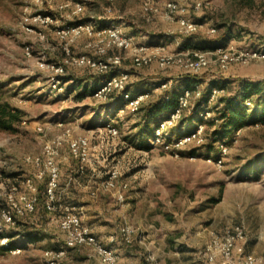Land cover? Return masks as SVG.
<instances>
[{"label":"rangeland","instance_id":"374dc122","mask_svg":"<svg viewBox=\"0 0 264 264\" xmlns=\"http://www.w3.org/2000/svg\"><path fill=\"white\" fill-rule=\"evenodd\" d=\"M145 1L0 0V93L13 107L24 111L21 123L16 126L17 132L0 131V239L9 237L10 242L22 248V252L16 255L1 251L0 264H48L43 256L45 251L64 247V233L56 221L50 222L52 217H62V211L51 213L47 221L39 214L17 216V223L11 226L6 225L1 215V209L8 207V195L14 186L24 187L27 179L37 183L34 178L36 167L26 162V158L41 156L44 143L63 134V130L56 126L57 121H64L74 129L75 135L88 136L91 140L93 162L82 174L75 173L78 163L66 143L62 145L57 160L70 161L69 166L62 164L63 179L73 180L69 188L64 181L61 191L76 192V196L65 201L79 205L77 211L83 224L90 227L104 244L112 236L115 242L124 244L119 232L127 224L135 229L129 246L136 248L144 258L148 254L154 255L142 248L140 241L146 245L151 243L150 233L156 224L178 240L180 258L194 252V257L202 260L200 253L205 251L212 235H223L225 229L243 225L247 235L246 250L260 253L264 249V124L258 123L237 132L227 144L228 152L218 167L207 161L212 156L206 149H199L196 155L190 154L196 145L180 149L179 157L153 148L151 144L149 150L133 146L132 141H138L140 129L138 115L120 114L119 109L125 107V102L116 95L107 102L95 99L93 80L87 83L83 80L94 74L88 68L68 67L62 79L63 91L50 90L52 72L43 65L62 61L66 55L64 46L67 40L58 32L72 17L69 8H61L67 3H83L85 9L81 19L97 20V26L117 24L134 38L137 45L165 46L169 52L178 51L180 44L172 37L181 33L174 29V24L160 18L148 20L143 12ZM164 1L153 0L161 8ZM184 1L190 5L189 16L194 21L216 28L215 34L199 35H220L217 24L226 23L235 35L229 43L238 48L264 46V0H203L200 10L192 8L194 0ZM108 8L111 10L107 11ZM40 13L50 14L55 23L46 26L32 20L25 21V17L32 18ZM101 17L105 19L100 20ZM30 27L34 32L28 31ZM90 40L82 36L70 43L71 54H92L87 46ZM27 47H30V54ZM123 55V69L131 75L130 88L152 86L175 80L180 75L177 69L164 70L155 62L133 69L132 57L126 52ZM71 76L76 80L68 81ZM199 78L200 89L212 81L221 80L226 84L225 94L235 95L246 81H264V64L232 67L225 72L212 67ZM161 93L157 92L151 101ZM253 103L248 107L250 111L256 109ZM183 118L206 121L202 110L194 106L185 111ZM106 123L113 124L120 131L117 138L106 136L103 130ZM39 125L44 129L43 134L37 131ZM189 125L188 131L196 129L188 122L182 132L187 131ZM213 129L204 125V142L208 141ZM175 131L179 132L178 124ZM113 169L120 172L117 189L100 191L92 197L90 193L96 184L105 180ZM75 179L86 184V188L77 190ZM124 182L128 184L126 189L122 187ZM212 199L221 200L212 203ZM99 227H105V231H100ZM29 230L39 231L41 236L29 239L26 234ZM67 258L64 264L68 263ZM93 264H96L94 259Z\"/></svg>","mask_w":264,"mask_h":264},{"label":"built area","instance_id":"2783aa9c","mask_svg":"<svg viewBox=\"0 0 264 264\" xmlns=\"http://www.w3.org/2000/svg\"><path fill=\"white\" fill-rule=\"evenodd\" d=\"M40 2V0H37ZM203 0H194L192 8L200 10L203 7ZM61 8H69L70 16H80L84 12L83 3H67ZM111 9L108 8L107 11ZM143 12L147 19L160 18L170 24H174L181 35H192L198 33L215 34L216 28L204 22H196L190 16V5L184 0H165L163 7L157 6L153 0H146L143 4ZM32 20L36 23L54 24L55 21L50 14H37L34 17H25V21ZM95 21H87L78 25H67L59 30V34L66 41L64 51L66 53L62 61L47 62L43 66L52 72L50 79L51 91H63L62 79L70 66L88 68L96 74L114 73L108 80L102 81L94 90L93 96L101 102H107L112 96L118 95L125 102V107L119 109V113L128 112L136 115L140 108L150 102L157 92L169 89L174 80L162 81L153 84L149 89L131 93L129 84L131 80L130 72L123 69L124 55L129 54L133 69H140L152 65L155 62L159 68L164 70L177 69L180 74L198 75L214 67L225 72L232 67H248L251 65L264 64V46L258 48L244 47L238 48L233 43H228L224 47H219L214 51H174L169 52L165 46L137 45L134 38L124 33L117 24L97 26ZM28 31L34 32V28ZM173 32V31H172ZM41 39L44 36L39 33ZM86 36L91 39L88 47L92 54L72 55L70 43L76 39ZM30 54V47L26 48ZM226 93V89L214 88L210 94L208 106L203 112L205 119L212 118L215 114L211 110V104ZM200 87L195 90H186L178 98L177 105L169 114L168 118L160 120L154 130L150 144L164 152H169L179 157V150L190 145L200 146L204 143V125H199L191 131H183L181 134L175 131V126L182 119L185 111L191 109L198 98L201 97ZM247 107L252 103L247 100ZM56 126L63 130V134L56 139L46 141L42 148L41 156H28L26 162L36 167L34 178L37 181L47 176L45 189V207L55 213L57 192L60 181V165L58 157L63 144H67L70 154L75 161L79 162V173H83L86 166L91 164V140L88 136H77L64 121H57ZM39 133H44L42 126H37ZM106 136L115 139L119 136V130L111 123H106L103 127ZM239 129L237 132H240ZM220 156L215 159L208 158V162L215 163L221 167L225 154L228 152L227 144L220 143ZM120 172L113 169L108 177L99 182L97 187L91 191V196L95 197L100 191L112 192L117 189ZM14 186L8 195V207L1 209V215L6 225H15V217L33 213L37 204V186L32 179H27L24 187ZM125 189L128 184L124 182ZM24 189V190H23ZM63 216L52 217L50 222H57L64 233V247L46 250L44 259L48 264H64L68 251L78 248H88L92 257L96 258L99 264H121L120 255L112 247L105 245L92 232L90 227L83 224L78 214L77 207L72 204L63 207ZM120 237L124 244L129 246L135 234V229L125 224L120 229ZM246 234L243 225H235L225 229L223 235H212L205 251L200 255L207 264H264V249L260 253H252L246 250ZM115 237H111V242H115ZM0 246L9 247L10 238L2 237ZM10 252L13 255L20 254L22 248L18 245ZM146 261L149 264H166L158 260L154 255L148 254Z\"/></svg>","mask_w":264,"mask_h":264},{"label":"trees","instance_id":"16d2710c","mask_svg":"<svg viewBox=\"0 0 264 264\" xmlns=\"http://www.w3.org/2000/svg\"><path fill=\"white\" fill-rule=\"evenodd\" d=\"M92 21L90 18L81 19L80 16H72L71 20L68 21V25H78L83 22ZM217 27L221 33L215 37H205L199 34L192 35H179L172 37L174 40L179 42V51H214L219 47L226 46L234 37L233 30L226 23H218ZM65 54V51H64ZM114 73H112L113 75ZM110 74H96L94 73L91 77L84 78L89 82L92 81L94 89L105 80L112 77ZM199 75L191 74H180L175 78L173 85L162 91L159 97L151 102L144 104L138 113L139 122L138 127H140L138 132V141H132L133 146L140 148L142 150L150 149V139L157 123L160 120L169 117V114L174 110L177 105L178 98L186 90H195L200 86ZM65 77V76H64ZM76 80L73 76L68 77V81ZM80 80V79H79ZM82 80V79H81ZM97 86V87H96ZM84 88L87 85H83ZM214 88L226 89V84L221 82V80L212 81L207 87L202 90L201 97L194 102V108L202 110V114L205 111V107L208 106V101L210 94ZM129 90V88L127 89ZM130 91V90H129ZM131 92V91H130ZM132 93V92H131ZM264 81H259L257 83L244 82V86L240 87V90L235 94H225L219 97L215 102L211 104V110L214 112V116L210 119H191L183 118L179 121V133L182 132L186 124H193L196 127L198 124H202L208 127H213V131L209 133L208 141L204 142L200 146H193V150L190 154L196 155L199 149H206L207 153L213 158L217 159L220 156L219 144L225 143L229 144L235 137L239 129H244L246 127L254 126L258 123L264 124ZM118 96V95H116ZM79 98L82 95H78ZM113 97V96H112ZM111 97V98H112ZM120 97V96H118ZM121 98V97H120ZM122 99V98H121ZM110 100V99H109ZM108 100V101H109ZM249 100L251 103L256 105V109L250 111L245 105V102ZM24 111L19 108L13 107L4 94L0 93V131L15 133L17 132L16 126L21 123L24 117ZM140 115V116H139ZM190 125L187 126L186 132L190 129ZM182 153V152H181ZM184 155V153H182ZM47 185V176L42 180L37 181V204L35 211L31 214H39L44 221H47L51 216L45 207V189ZM221 199H212V203H218ZM18 217H15L17 223ZM40 231V229H39ZM37 231H26L27 237L29 239L37 238L41 236V233ZM18 245L13 241L10 242L9 247L0 246V252L10 251Z\"/></svg>","mask_w":264,"mask_h":264},{"label":"crops","instance_id":"0c3cea01","mask_svg":"<svg viewBox=\"0 0 264 264\" xmlns=\"http://www.w3.org/2000/svg\"><path fill=\"white\" fill-rule=\"evenodd\" d=\"M105 17H101L100 20H104ZM95 24L97 25V20H94ZM102 26V25H101ZM97 87V86H96ZM151 86H145L141 88H130L129 90L133 93L136 94L138 92L145 91L149 89ZM90 89H88L89 91ZM95 90V89H94ZM151 102V101H150ZM73 159V158H72ZM77 161V160H76ZM75 161V162H76ZM59 165H60V181H59V189L57 192V201L55 203L56 208L60 211H63V207L65 205H68L70 203H67L65 200L66 198L75 197L76 192L73 194L72 192H63L61 191V186H63V182L66 181V187L69 188L70 186V181L73 180H65L64 174H63V166H69L70 161H66L65 163L62 160H59ZM93 162V160L90 161V163ZM78 165L75 169V173L79 174V162L77 161ZM64 164V165H62ZM62 165V166H61ZM68 172V169H66ZM72 172V170H71ZM69 176V175H68ZM67 176V177H68ZM70 177V176H69ZM69 179V178H67ZM69 181V182H68ZM77 180L75 179L73 182L77 183V190H84L83 187L86 188V184H81L80 182H76ZM90 186V185H89ZM97 187V184H96ZM95 187V188H96ZM94 188V189H95ZM73 206H76L73 205ZM77 207V206H76ZM79 208V205L77 209ZM80 208H83L80 206ZM153 230L150 233L151 237V243L150 244H145L142 241H140V244L142 245V248H145L146 251H152L155 257L159 258L161 262H165L166 264H207L205 263L204 260H201L200 258L194 257V252L190 253L187 257H179V242L178 240L174 239V237L170 236V232L161 229L158 227V225L154 224ZM105 227H99L98 229L100 231H105ZM172 237V238H171ZM105 245L112 247L114 250L117 251V253L121 256V264H149L146 261V257H142V254L138 253L133 246H127L124 245L120 242H111V237L106 239ZM59 248V247H58ZM69 255L68 258L66 259V263L70 264H79V263H88V264H93V259L96 261V264H99L96 258L92 257L91 252L88 248H78V249H73L69 250L68 252ZM189 254V253H188ZM67 263V264H68Z\"/></svg>","mask_w":264,"mask_h":264}]
</instances>
